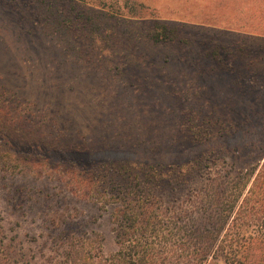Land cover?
Listing matches in <instances>:
<instances>
[{
	"label": "rangeland",
	"instance_id": "374dc122",
	"mask_svg": "<svg viewBox=\"0 0 264 264\" xmlns=\"http://www.w3.org/2000/svg\"><path fill=\"white\" fill-rule=\"evenodd\" d=\"M32 1L36 0H0V92H6L5 97L23 110L44 115L55 127L66 126V131L78 134L75 138L109 146L95 157H71V161L97 164L138 159L181 165L203 153L212 162L208 167L212 174L233 170L234 176L240 170L250 174L262 163L258 155L245 159L241 149H232L241 137L237 127L247 123L246 109L237 100L240 87L229 80L224 63H202V48L197 44L206 34L213 37L205 38L207 47L227 43L232 48L230 44L242 39L241 35L262 43L256 32L264 31V0H141L150 7L146 19L123 24L121 33L126 29L128 34L131 28L145 31L156 20L182 25L198 39L184 50L152 47L145 41L132 45L122 37L120 54L113 46L117 38L109 40L104 32L112 21L90 34L93 20L85 36L73 28L83 26L79 23L51 30L45 22L31 19L32 12L43 13L55 25L60 17L51 11H60L64 21H74L76 16L69 9L100 12L98 0H39L44 5L36 3L37 8ZM107 1L110 5L115 0ZM92 15L96 19L98 14ZM39 26L51 32L46 35ZM130 45L138 51L135 57ZM223 53L224 59L230 55L227 49ZM230 59L227 65L241 70ZM250 61L252 72L264 70V60ZM251 104L250 111L256 115L257 104ZM192 116H198L196 127L204 133L197 142L186 131ZM227 132L232 135L225 136ZM48 161L34 159L15 172L0 166L3 248H16L26 259L33 255L37 261L32 264H40L43 255L52 254L56 242L86 235L96 237L106 255L115 253L113 208L103 210L73 195L51 173ZM188 194L165 192L171 203Z\"/></svg>",
	"mask_w": 264,
	"mask_h": 264
},
{
	"label": "trees",
	"instance_id": "16d2710c",
	"mask_svg": "<svg viewBox=\"0 0 264 264\" xmlns=\"http://www.w3.org/2000/svg\"><path fill=\"white\" fill-rule=\"evenodd\" d=\"M32 3L36 8V3L44 5V1L39 0ZM98 5L100 12L69 9L76 16L74 21H64L60 11H51L60 17L55 25L43 13L32 12L31 19L45 22L51 30L79 23L83 26L73 28L85 36L89 34L87 24L92 26L95 21V26L89 30L91 34L93 29L101 30L105 21L107 24L112 21L104 32L109 40L117 38L113 45L117 54L121 53L118 48L123 44L122 37L130 39L132 45L145 41L152 47L184 50L198 39L182 25L156 20H151L152 24L145 31L131 28L128 34L126 29L121 33L123 24L129 26L135 21H144L150 7L141 0H115L110 5L107 0H98ZM93 13L98 14L96 19ZM116 15L130 19L120 20ZM39 27L46 35L51 32L48 27ZM256 33L263 39L260 44L241 35L243 38L237 42L230 41L232 48L227 43L207 47L205 38L213 39L208 34L197 44L202 48V63L212 66L224 63L222 68L229 72V80L240 87L237 100L246 109L247 123L237 127L236 132L241 137L232 149H241L245 159L259 156L262 163L250 174H243V170L236 176L233 170L212 174L208 168L212 162L203 153L181 165L153 164L138 159L97 164L71 161V157H95L109 146L90 145L85 138H75L78 134L66 131V126L55 127L44 115L23 110L5 97L6 92H0V166L15 172L22 170L21 164H32L34 159L49 160L51 173L59 177L73 195L97 203L103 210L113 208L115 253L106 255L96 237L81 235L56 242L52 254L43 255L40 264H264V70L252 72L250 61V58L255 59V63L264 60V31ZM132 45L129 51L135 57L138 51ZM226 49L230 54L228 58L241 66V70L227 65L228 58L222 55ZM251 102L257 104L256 115L250 111ZM197 118L190 117L191 123L186 129L196 142L199 137L203 139L204 134L196 127ZM230 134L227 132L225 136ZM169 191L189 194L186 199H174L171 203L169 195L165 196ZM10 248H3V239H0V264L37 261L33 255L26 259L16 248Z\"/></svg>",
	"mask_w": 264,
	"mask_h": 264
}]
</instances>
